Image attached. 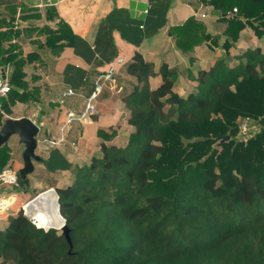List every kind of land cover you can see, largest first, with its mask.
Listing matches in <instances>:
<instances>
[{
	"label": "trees",
	"instance_id": "1",
	"mask_svg": "<svg viewBox=\"0 0 264 264\" xmlns=\"http://www.w3.org/2000/svg\"><path fill=\"white\" fill-rule=\"evenodd\" d=\"M209 3L227 22L224 47L246 26L263 43L236 54L233 65L220 57L199 69L196 90L185 95L177 68L163 63L156 70L135 52L128 72L138 84L124 98L133 127L127 144L102 142L101 154L77 168L74 182L56 189L72 248L61 230L33 224L20 209L0 227V264H264V0ZM2 4L0 65L11 68V90L0 96V125L11 105L39 100L40 85L32 83L35 75L27 80L26 68L44 61L18 41L51 52L72 43L65 21L19 29L17 18L43 15L23 0ZM55 12L45 9L47 22ZM190 21L197 23L190 17L182 28ZM196 30L175 33L183 52L209 37L203 25ZM157 74L161 82L151 88ZM244 118L260 125L247 141L239 138ZM10 151L0 147V172ZM15 187L27 185L18 176Z\"/></svg>",
	"mask_w": 264,
	"mask_h": 264
},
{
	"label": "crops",
	"instance_id": "2",
	"mask_svg": "<svg viewBox=\"0 0 264 264\" xmlns=\"http://www.w3.org/2000/svg\"><path fill=\"white\" fill-rule=\"evenodd\" d=\"M23 1L43 15L41 19L24 22L39 26L48 23L55 27L59 20H63L72 30V43L59 52H48V49H40L29 43L28 39L18 41L25 53L26 49L33 47L32 50L37 49L47 63L40 65L38 75L28 72V69H34V63L26 68L27 80L35 75L32 83L40 85L39 100L11 105L10 112L4 113L0 128L6 118L32 119L39 126L36 151L42 159L34 163V171L30 175L49 171L47 174L58 178L65 176L62 178L64 182L72 170L99 156L102 142L116 144L123 138H129L133 127L128 124L130 110L124 98L138 84L137 77L128 72L135 52H141L146 61L153 62L156 70L163 63L178 69L190 63L191 59L179 49L175 33L190 17L202 22L207 34L227 26L209 0ZM47 7L56 10L55 19L49 22L44 16ZM19 22L23 21L19 19ZM19 22H16L17 28ZM175 29L177 32L172 34L171 30ZM204 43H197L194 52L189 53L195 57L201 53L207 54ZM149 82L151 88L157 87L161 82L160 74L151 76ZM97 87L99 93L92 100L94 112L89 120L84 122L75 118L68 123L67 113L70 110L77 114L84 111ZM69 89L73 90L72 94H67ZM14 109H18V112ZM14 136L15 141L7 144L11 159L6 167L17 170L13 163L16 161L19 164L17 168L20 162L24 164L23 156H20L24 145L17 135ZM60 138L64 139L63 144L47 143L48 140ZM29 182L31 187H37L34 182ZM27 191L28 186L18 192L10 185L0 188V198H5L0 199V207L14 205ZM6 218H2L5 224L0 225L1 228L8 224Z\"/></svg>",
	"mask_w": 264,
	"mask_h": 264
},
{
	"label": "rangeland",
	"instance_id": "3",
	"mask_svg": "<svg viewBox=\"0 0 264 264\" xmlns=\"http://www.w3.org/2000/svg\"><path fill=\"white\" fill-rule=\"evenodd\" d=\"M2 6H0V8H3ZM17 20L19 22L18 18H17ZM17 20H16V22H17ZM221 20H223V19H221ZM25 25H28V23L24 22V21L19 22V29H21ZM202 25H203V23L200 21H197V23H195L194 25L190 21L186 30H188L190 32V29H193V27H194V28L198 29L196 31H200V28ZM186 30L184 28H182V29H178V32H180V34H181L182 31H186ZM224 30L225 29L223 28L221 30L218 29L214 32H210L211 34H208L209 37H205L204 39H202L201 37H197L198 42L201 39H202V41L200 43L205 42L204 43L205 44L204 50L208 52L207 54L201 53L199 55V57H195L194 54L189 53V52H194L195 46L193 47L192 51L184 52L187 54L186 56L189 59H191V61H190V63L187 62L186 64L181 65V67L178 68L179 73H178V80H177L176 84H177L178 90L181 94L185 95L188 92H190L191 90L192 91L196 90L195 85H194L195 80H193V79H194V76L197 75V72L199 69L208 68L209 66L213 65L216 62V60H218L220 57H224L226 59V61L229 62V64L233 65V63H236V60H237L235 58L236 54H240L242 51H244L247 48H254V47L263 43L262 39H260L255 34L254 29L251 28L250 26H246L240 32V36H239L238 40L234 41L232 43V45L227 49L223 45L224 42L227 40V35L224 33ZM171 32L172 33L177 32V30L176 29L171 30ZM182 34H183V32H182ZM39 36L44 37L42 34H40ZM32 48L33 47H29V49H26V50L27 51L32 50ZM48 52H50V51L48 50ZM194 58H195V60H193ZM43 61L46 62L45 59H43ZM33 65H34V69H32V70L28 69V72L30 74H35V73L37 74V72L41 71V69H38L39 67H41L40 66V65H42L41 63L35 62V64H33ZM14 110L16 112H18V109H14ZM242 120L243 119H241V122H242ZM240 127H241V123L239 126V138L241 140L247 141L251 135H253L257 131H259L260 125L258 123L251 121L250 125H249V130L246 133L242 132L240 130ZM132 131H133V128H132ZM15 138L16 137L13 135L6 144H10V143L14 142ZM127 141H128L127 138H123L122 140L116 142V144H118L119 146H125L127 144ZM22 154L23 153H21V155H20L21 158H22ZM88 162L89 161H87V163ZM34 163L37 164L36 161ZM13 164H14L13 165L14 168L17 169L16 170L17 172H18V169L23 166V162L22 163L20 162L19 168H17L19 166V164H17L16 161H14ZM76 171L77 170H75V171L72 170V172H70L66 175L67 176L66 182H64L62 179L65 176L58 178V176L47 174L49 171H46V172L38 171V172L33 173L32 175H29V180L31 182H34V184H37V187H31V184L29 182V184L27 185L29 188V192L28 191L25 192V195H23L21 197V199L17 200L14 205H12V206L10 205L9 209H7V210H4L3 207H0V225L5 224V223H2L5 220L2 218H4V217L9 218L10 216L16 215L20 211V209H23L25 211L24 205L27 202H29L31 199L36 197L38 194H40L41 192L46 191V190L51 189V188H54L56 190L58 187H63V186H66V185L74 182V180L76 178ZM5 186H7V185H5ZM5 186H3V187L5 188ZM15 186L16 185L12 186L15 191L18 192L21 190V188L17 189ZM12 213H14V214H12Z\"/></svg>",
	"mask_w": 264,
	"mask_h": 264
},
{
	"label": "water",
	"instance_id": "4",
	"mask_svg": "<svg viewBox=\"0 0 264 264\" xmlns=\"http://www.w3.org/2000/svg\"><path fill=\"white\" fill-rule=\"evenodd\" d=\"M39 132V126L29 117H21V118H6L0 128V147L8 142L11 136L17 135L19 141L24 145L23 151V166L18 170V176L24 181L26 185L29 184V175L34 171V161L41 160V156L37 153V134ZM229 139V136H223L220 140V143H223L225 140ZM53 191L56 194L57 208L62 219L61 224L43 227L48 230L50 228L60 229L64 234L67 242L70 245V249L72 248V241L70 237V231L66 224L65 218L62 216L60 212V204L58 202V193L54 188ZM25 209V208H24ZM27 216H30L24 211Z\"/></svg>",
	"mask_w": 264,
	"mask_h": 264
},
{
	"label": "built area",
	"instance_id": "5",
	"mask_svg": "<svg viewBox=\"0 0 264 264\" xmlns=\"http://www.w3.org/2000/svg\"><path fill=\"white\" fill-rule=\"evenodd\" d=\"M236 11V8H234ZM11 68L9 66H2L0 65V96H7L9 91L11 90V85L9 81V75H10ZM73 90L69 89L67 91V94H72ZM99 93V87L96 88L95 92L93 93V96L91 97V100L86 104V108L81 113L77 114L76 112L70 110L67 113V121L68 123H71L75 118H78L81 121L87 122L91 116V114L94 112V104L92 103V100L97 96ZM249 118H244L241 122L240 130L244 133H246L249 130L250 125ZM64 139L60 138L58 140H48L47 143L49 145H55V144H63ZM18 182V172L11 168L6 167L0 172V188H2L5 185H16ZM5 199V198H0ZM9 199V197H7ZM11 204H9L7 207H4V210L9 209ZM3 210V211H4ZM31 219V222L38 226L36 219L33 216H29Z\"/></svg>",
	"mask_w": 264,
	"mask_h": 264
},
{
	"label": "bare ground",
	"instance_id": "6",
	"mask_svg": "<svg viewBox=\"0 0 264 264\" xmlns=\"http://www.w3.org/2000/svg\"><path fill=\"white\" fill-rule=\"evenodd\" d=\"M28 215L33 216L39 226L50 227L61 224L56 194L53 189L41 192L24 205Z\"/></svg>",
	"mask_w": 264,
	"mask_h": 264
}]
</instances>
